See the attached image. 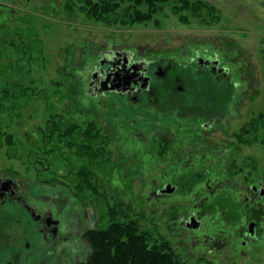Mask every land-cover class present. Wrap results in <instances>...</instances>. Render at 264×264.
Wrapping results in <instances>:
<instances>
[{
  "label": "rangeland",
  "instance_id": "rangeland-1",
  "mask_svg": "<svg viewBox=\"0 0 264 264\" xmlns=\"http://www.w3.org/2000/svg\"><path fill=\"white\" fill-rule=\"evenodd\" d=\"M99 1H23L15 13L0 7V174L10 173L42 190L50 182L55 194L69 199L66 211L73 224L82 217L84 229L134 220L141 231L169 242L183 264H264V236L245 246L239 239L234 251L226 247L212 256L203 253L196 234L181 225L194 207L191 191L162 200L151 196L153 179L174 170L177 153L188 159L197 148L202 155V144L176 139L164 152L168 143L156 140L161 132L146 130L150 121L145 111L139 119L125 113L131 103L111 95L95 97L87 84L97 59L113 46L153 59V53L187 50L198 39L227 37L230 49L243 50L248 58L233 103V85L215 89L209 78L190 79L184 67L177 69L188 90L165 91L163 98L174 100L184 113L200 105L206 111L226 108V127L211 139L212 147L225 148L224 156L220 150L214 156L226 169L211 176L219 177L222 189L241 188L252 177L264 178V27H253L254 21L248 20L251 25L244 31L207 30L197 24L200 15L175 11L179 0L163 4L150 21L124 22L126 5L119 13L114 5L109 14H101ZM254 9L264 20V9ZM175 53L172 57L185 63ZM177 120L189 122L183 113ZM194 177L184 174L176 181ZM216 220L207 217L206 223L226 235L224 218Z\"/></svg>",
  "mask_w": 264,
  "mask_h": 264
},
{
  "label": "flooded vegetation",
  "instance_id": "flooded-vegetation-1",
  "mask_svg": "<svg viewBox=\"0 0 264 264\" xmlns=\"http://www.w3.org/2000/svg\"><path fill=\"white\" fill-rule=\"evenodd\" d=\"M23 1L33 3L40 0H0V7L15 13L20 11ZM216 3L214 0H192L191 13L200 15L196 17L197 24L207 30L218 27L222 31H244L251 25L248 20H253V27H264V20L256 15L254 9H264V0H216ZM205 9L207 11H203ZM228 45L224 35L216 36L215 42L210 38L198 39L194 44L186 45L191 46L188 48L190 52L186 48H178L177 53L169 51L165 56L153 53V59L147 54L139 55L133 49L113 46L102 52L93 67L92 76L87 80L95 97L111 95L125 100L131 103L127 107L129 112L125 113L137 118L145 111V118L150 121L145 122V126L150 127L146 130L152 134L161 132L156 140L168 143L163 148L164 152L176 139L183 143L202 144V155L195 152L196 148L186 156L188 159L182 158L178 152L180 147L174 150L179 155L174 170H164L163 177L153 179L151 196L162 200L168 195H177L181 190L192 192L194 207L182 218L181 225L196 234V245L202 246L203 253H210L209 256L226 247L234 251L232 248L238 245L239 239L245 246L263 238L264 178L252 177L246 186L222 189L219 177L212 178L211 175L226 169L223 161H217L214 156L219 150L224 156L225 148L212 147L211 139L214 132L226 127V108L213 111L214 108L209 107L206 111V106L200 105L184 113V108L176 107L178 105L172 103L174 100H165L163 96L165 91L184 93L188 90L185 84L182 85V75L177 69L184 67L185 71L191 72L190 79L209 78L215 89L225 90V87L233 85L230 95V103H233L245 78L248 58L243 50H232V44ZM172 53L179 54L185 63L178 62ZM181 113L188 117L189 122L177 120ZM163 120L169 122H160ZM190 155H194L193 158ZM184 174L195 177L192 181H176ZM170 175H178L179 178L169 180ZM44 184L42 190L10 173L0 174V264H83L89 259L91 245L88 234L101 226L84 229L82 217L80 223L73 224L71 212L66 211L69 199L55 194L50 182ZM207 217L213 221L223 217L227 234H223L224 229L223 232L212 231L209 221L206 223Z\"/></svg>",
  "mask_w": 264,
  "mask_h": 264
},
{
  "label": "trees",
  "instance_id": "trees-1",
  "mask_svg": "<svg viewBox=\"0 0 264 264\" xmlns=\"http://www.w3.org/2000/svg\"><path fill=\"white\" fill-rule=\"evenodd\" d=\"M84 1H88L90 5H93V0ZM169 1L100 0L97 5L100 6L101 14H109L112 10L117 11V9L126 5L123 12L126 13L124 22L133 19L150 21L153 15L161 10L162 5ZM179 1V5H175V11L178 14L184 10L192 12L190 11L193 9L192 1ZM114 5L115 8L113 9ZM119 11L120 9L117 13ZM88 237L91 254L83 264H183L169 242L161 241L151 234L141 231L139 223L134 220L117 221L109 226H102L97 231H91Z\"/></svg>",
  "mask_w": 264,
  "mask_h": 264
},
{
  "label": "water",
  "instance_id": "water-1",
  "mask_svg": "<svg viewBox=\"0 0 264 264\" xmlns=\"http://www.w3.org/2000/svg\"><path fill=\"white\" fill-rule=\"evenodd\" d=\"M121 71H123L122 68H121ZM114 89H115V88H114Z\"/></svg>",
  "mask_w": 264,
  "mask_h": 264
}]
</instances>
